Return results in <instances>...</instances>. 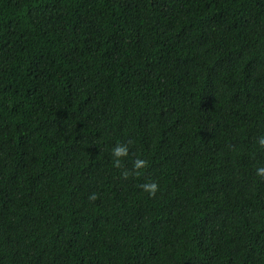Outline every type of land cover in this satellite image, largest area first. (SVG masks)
I'll list each match as a JSON object with an SVG mask.
<instances>
[{"label":"trees","instance_id":"1","mask_svg":"<svg viewBox=\"0 0 264 264\" xmlns=\"http://www.w3.org/2000/svg\"><path fill=\"white\" fill-rule=\"evenodd\" d=\"M261 135L264 0H0V264H264Z\"/></svg>","mask_w":264,"mask_h":264},{"label":"clouds","instance_id":"2","mask_svg":"<svg viewBox=\"0 0 264 264\" xmlns=\"http://www.w3.org/2000/svg\"><path fill=\"white\" fill-rule=\"evenodd\" d=\"M258 143L260 146H264V135H261L258 137ZM128 154V146L126 144L117 143L112 148V156H113V164L116 167H119L121 164V158L127 156ZM146 165V161L140 158H137L133 162V169L139 170L142 169ZM123 176H127L129 173L127 170L122 171L121 173ZM256 175L264 178V166H259L256 168ZM140 187L143 189V191L147 192L148 195H154L157 191V184L155 182H145ZM95 193L91 194L89 196V199H95Z\"/></svg>","mask_w":264,"mask_h":264}]
</instances>
